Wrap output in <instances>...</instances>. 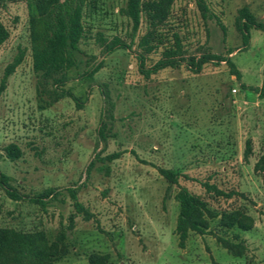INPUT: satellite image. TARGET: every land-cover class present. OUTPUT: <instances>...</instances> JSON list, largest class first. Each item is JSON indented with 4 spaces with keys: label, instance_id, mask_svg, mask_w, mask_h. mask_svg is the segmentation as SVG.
Masks as SVG:
<instances>
[{
    "label": "rangeland",
    "instance_id": "374dc122",
    "mask_svg": "<svg viewBox=\"0 0 264 264\" xmlns=\"http://www.w3.org/2000/svg\"><path fill=\"white\" fill-rule=\"evenodd\" d=\"M206 4L204 18L195 0H173L156 29L163 44L145 54L146 68L175 46L174 35L185 61L145 76L139 59L149 33L145 13L134 30L128 0H84L75 65L47 78L34 70L35 0H0L8 33L0 45V88L6 69L24 53L0 92V169L24 199H11L0 186L1 229L43 234L49 246L65 251L51 264H90L93 254L112 264H264V186L255 168L264 155V33L252 30L244 49L235 26L245 7L264 20V0ZM116 41L122 48L108 54ZM204 53L229 56L242 79L226 62L190 69L186 60ZM12 145L21 152L16 160L7 155ZM114 153L121 157L107 161ZM161 168L178 173L179 184L166 181ZM180 188L218 215L207 214L209 229L189 232L184 248L177 233ZM48 190L55 194L45 205L33 202ZM71 191L87 214L78 212ZM231 211L248 215L253 228L221 227L220 215ZM221 240L243 245V256Z\"/></svg>",
    "mask_w": 264,
    "mask_h": 264
},
{
    "label": "trees",
    "instance_id": "16d2710c",
    "mask_svg": "<svg viewBox=\"0 0 264 264\" xmlns=\"http://www.w3.org/2000/svg\"><path fill=\"white\" fill-rule=\"evenodd\" d=\"M16 1V0H13ZM76 1V2H75ZM202 16L207 18L209 8L206 0H195ZM173 0H159L141 4L140 0H128L126 14L132 19L134 30H138L141 24V14L145 16L149 23V33L142 39L140 46L144 48V54L139 56L140 70L145 76L156 74L167 68H176L185 59L178 57L181 51V44L177 35H174L175 46L166 48L163 58L153 67L146 68L145 54H149L158 48L159 44H163L160 37H156V29L164 24L169 15ZM38 16L32 18V45L34 70L36 73H43L47 78H52L57 74L71 69L75 65V54L79 50V43L83 37L84 30L82 26V5L84 0H35ZM219 25L226 33L225 26L219 22ZM236 30L242 37L243 48H249L251 44V31L256 30L264 33V20L258 19L249 8L245 7L238 12L236 19ZM8 33L4 26L0 23V45L6 41ZM154 42H158L154 44ZM118 48H122L121 42L116 41L106 47L108 54L114 52ZM232 52L229 53V55ZM24 53L22 52L10 65L5 72L0 92L4 90L7 78L14 72L16 67L21 64ZM190 69L200 72L203 67L209 63L219 65L226 62L230 69L231 75L237 80L242 79V74L233 63L231 58L222 57L212 53H204L199 58H190L186 60ZM100 65L94 67L86 73L88 77L96 74ZM247 89L245 85H242ZM261 98H264V79L262 87L259 89ZM77 105L82 104L72 94H68ZM105 128L99 130L100 138H104ZM248 146L246 155L250 152ZM20 150L12 145L7 148L8 158L16 160L20 158ZM121 157V153L108 155L106 160L113 162ZM256 170L262 174L264 186V155L261 156L255 166ZM159 174L170 184H179V175L171 169H159ZM0 186L6 194L15 201H21L24 196L19 194L11 184V178L5 175L0 169ZM218 192V191H217ZM219 193V192H218ZM55 194L53 190H48L33 199V202L45 205L44 199ZM222 194V193H219ZM71 197L76 202L75 207L80 213H86L83 206L77 202L76 195L71 191ZM180 205V215L177 223V233L180 236V247L184 248L189 232L204 234L209 229L207 214L211 218L218 215L210 213L206 204L196 196L192 195L186 188H180L177 195ZM87 214V213H86ZM220 226L225 229L238 228L244 232H248L253 228L252 219L242 211L224 212L220 215ZM223 247L236 257H242L244 254V246L241 244H233L229 241H222ZM63 249L59 250L57 245L49 246L43 234H24L14 230H6L0 228V264H51L53 258L64 253ZM90 264H112L108 256L93 254L89 258Z\"/></svg>",
    "mask_w": 264,
    "mask_h": 264
}]
</instances>
